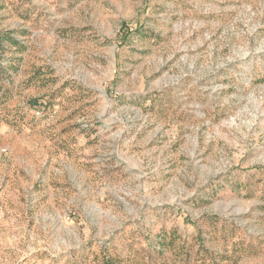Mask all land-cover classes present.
<instances>
[{"label": "rangeland", "instance_id": "obj_1", "mask_svg": "<svg viewBox=\"0 0 264 264\" xmlns=\"http://www.w3.org/2000/svg\"><path fill=\"white\" fill-rule=\"evenodd\" d=\"M0 264H264V0H0Z\"/></svg>", "mask_w": 264, "mask_h": 264}]
</instances>
